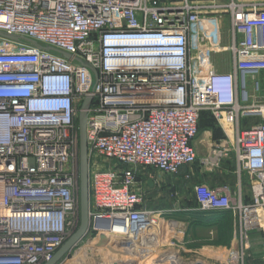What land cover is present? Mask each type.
I'll use <instances>...</instances> for the list:
<instances>
[{"label": "built area", "instance_id": "1", "mask_svg": "<svg viewBox=\"0 0 264 264\" xmlns=\"http://www.w3.org/2000/svg\"><path fill=\"white\" fill-rule=\"evenodd\" d=\"M0 31L20 36L0 35V264H47L79 227L87 97V234L148 249L165 223L148 193L164 180L138 167L178 175L185 166L199 209L238 219L236 241L249 247L264 232V2L0 0ZM204 112L249 176L248 199L193 180Z\"/></svg>", "mask_w": 264, "mask_h": 264}, {"label": "rangeland", "instance_id": "2", "mask_svg": "<svg viewBox=\"0 0 264 264\" xmlns=\"http://www.w3.org/2000/svg\"><path fill=\"white\" fill-rule=\"evenodd\" d=\"M224 27H228V24H224ZM229 62V58L219 61V67L229 68ZM200 126V133L194 141L197 160L192 166L195 176L193 180L204 182L207 175L220 181L221 176L224 175L225 180L231 177L233 181L238 174L237 161L231 152L224 151V144L219 145L220 139L224 137L222 130L209 113L202 114ZM207 131L211 132V136L208 134L203 136ZM210 137L211 145L206 142ZM201 139L204 144L200 142ZM198 142L201 144L200 149L196 145ZM138 170H140V176L145 172L164 180V183L152 187L148 193V205L165 210V215L162 216L165 219L163 238L157 240L154 237L148 249H140L133 253L126 248L128 243L120 241L121 239H115L109 235L100 238L103 233L98 232L92 235L86 234L59 264H177L170 259V256L175 258L178 256L184 262L204 264H264V232L254 231L251 234L249 247H245L239 240L236 241L233 249L237 252L238 259H233L230 255L231 249L226 250L219 247V244L226 243L223 241L225 233L236 222L239 225L238 219L235 222L231 217L224 224L208 226L210 227L208 236H198L196 232L198 226L196 227L195 224L192 226L189 222L190 214L198 209L192 192V183L183 182V178L179 180L175 178V175L164 174L149 167H138ZM177 225L184 229V233L175 234ZM213 228L217 230L218 239L215 238Z\"/></svg>", "mask_w": 264, "mask_h": 264}, {"label": "water", "instance_id": "3", "mask_svg": "<svg viewBox=\"0 0 264 264\" xmlns=\"http://www.w3.org/2000/svg\"><path fill=\"white\" fill-rule=\"evenodd\" d=\"M0 35L11 38L19 39L20 36L8 34L0 31ZM34 44L36 41L31 40ZM48 50H54L60 52L64 57L68 59H75V57L66 52L59 50L52 46L45 47ZM92 97H87L84 101L78 117L79 126V195H80V224L76 231L64 242V244L55 252L53 257L49 260L47 264H58L76 245L77 243L85 237L91 225V191H90V178H89V145L87 137V119H88V109L90 107ZM150 184L152 182L150 181ZM106 236V234H101ZM154 237L148 236L144 241V246L150 245L154 240ZM192 264H204L202 262H195Z\"/></svg>", "mask_w": 264, "mask_h": 264}, {"label": "crops", "instance_id": "4", "mask_svg": "<svg viewBox=\"0 0 264 264\" xmlns=\"http://www.w3.org/2000/svg\"><path fill=\"white\" fill-rule=\"evenodd\" d=\"M247 1L262 2L263 0H247ZM224 24L226 25L227 22ZM205 135H207V133H204L203 136H205ZM201 141L203 142V139H201L200 142ZM215 141H217V140H215ZM200 142H198V144H196L199 149L201 147ZM206 142L208 144H210L209 139H207ZM203 144H204V142H203ZM222 144L223 143L221 142L219 145H222ZM188 170H189L188 166L183 167L181 169L180 174L175 175V178L180 180L181 178H183L184 174ZM192 170H193V168H192ZM237 173H238V171H237ZM223 176L224 175L221 176L222 180L219 181V179H213L212 177L206 175L204 178V182L208 183L209 185H211L212 187H214L216 189L227 190L234 200L237 199V197L239 196L240 193L242 194L243 199H248L250 197V195H251V181H250V178L246 172L238 173L237 177L235 179H233V181L231 180V177H228V180H225L223 178ZM232 217L236 222L237 220H236L233 212H232ZM183 226H184V224H183ZM238 228H239V225H237V222H236L234 224V226H232L227 231V233H225L226 236H225V239L223 241H225L226 243L219 244L220 245L219 247L226 248V250L233 248V246L235 245V242H236V236H237L238 231H239ZM196 232H197L198 236H208V233L210 232V227L198 226V228H196ZM213 232H214V235L216 234L215 238L218 239L217 230L213 228Z\"/></svg>", "mask_w": 264, "mask_h": 264}, {"label": "trees", "instance_id": "5", "mask_svg": "<svg viewBox=\"0 0 264 264\" xmlns=\"http://www.w3.org/2000/svg\"><path fill=\"white\" fill-rule=\"evenodd\" d=\"M204 113H208V112H204ZM190 215H191V218L189 222L192 226L193 224H195L196 227L197 226L208 227L211 225H221V224L226 223L228 218L232 217V211L228 209L202 210V209H199V206H198V209L196 211H193Z\"/></svg>", "mask_w": 264, "mask_h": 264}, {"label": "bare ground", "instance_id": "6", "mask_svg": "<svg viewBox=\"0 0 264 264\" xmlns=\"http://www.w3.org/2000/svg\"><path fill=\"white\" fill-rule=\"evenodd\" d=\"M205 133H207L208 134V136H211V132L210 131H207V132H205ZM209 141H210V145H211V137H210V139H209ZM115 239H121V238H118V236H115V235H112ZM112 236H110V237H112ZM122 240V239H121ZM149 248H151V247H149ZM143 249H146V248H143ZM170 259L172 260V259H174V260H176L175 262L177 263V264H188V263H186V262H182V261H180V260H177V258H175V257H173V256H170ZM173 260V261H174ZM121 263H123V262H121ZM109 264V263H108ZM123 264H125V263H123Z\"/></svg>", "mask_w": 264, "mask_h": 264}]
</instances>
